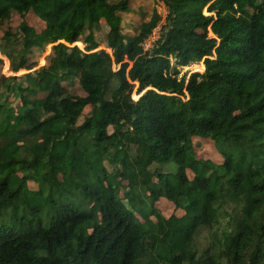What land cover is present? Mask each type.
Segmentation results:
<instances>
[{
	"label": "trees",
	"instance_id": "obj_1",
	"mask_svg": "<svg viewBox=\"0 0 264 264\" xmlns=\"http://www.w3.org/2000/svg\"><path fill=\"white\" fill-rule=\"evenodd\" d=\"M133 1L0 0V264H264V0Z\"/></svg>",
	"mask_w": 264,
	"mask_h": 264
},
{
	"label": "rangeland",
	"instance_id": "obj_2",
	"mask_svg": "<svg viewBox=\"0 0 264 264\" xmlns=\"http://www.w3.org/2000/svg\"><path fill=\"white\" fill-rule=\"evenodd\" d=\"M130 8H131L132 13L127 15V19L130 20L133 26H137L144 21H148L152 15L153 10H155L159 15V25L157 26L156 29L153 30L151 36L148 38V40L143 45L144 51L149 50L152 44L154 43V41H156L160 36L161 25L165 17L164 5L160 0H134L131 3ZM203 14L204 15L207 14L205 10L203 11ZM21 21H24L29 26H33L35 29H39L42 26V23L33 14H25L24 16H21V17L13 14L10 20V23H9V28L11 29V31H13V29H15ZM107 31H108L107 26L105 25V23L101 22V30L98 36L99 35L103 36L104 34L107 33ZM128 31L130 30L128 29ZM3 42L4 41H0V46L4 45ZM77 46L79 48H82V45L80 44H77ZM7 48H8V45H7ZM102 48L104 47L102 46V47H99L98 49H102ZM18 50H19L18 44H14V45L10 44L8 48V52L12 53L13 55H15ZM48 52H49V47H47L44 53H38V54L31 55V58H32L31 60L32 61L34 60L37 63L36 68L41 67L45 64L46 62L45 57L48 54ZM0 59L2 60V65L0 66V72L5 77H9V76L17 77V76H20L22 72H24L23 70H19L17 73L11 72L9 61L7 60V58L4 56L2 52H0ZM198 70L203 71L202 63L201 64H190L187 67L179 68L178 78L182 75H185L188 78L192 73L199 72ZM202 71L200 72L202 73ZM125 94H128L133 100H137L139 96H141V92H138V89H137V83L136 84L133 83L130 87H126L122 95H125ZM194 144H195V151H196L197 157L203 158V159H210V160H218V161L221 160L220 155L217 153L211 141L196 140L194 141ZM168 167H169V172L175 171V168L173 166H168ZM188 175L191 176L190 173H188ZM160 209L164 213L178 212V211H175L172 207H166L163 205L160 206ZM178 215H180V213H178Z\"/></svg>",
	"mask_w": 264,
	"mask_h": 264
},
{
	"label": "water",
	"instance_id": "obj_3",
	"mask_svg": "<svg viewBox=\"0 0 264 264\" xmlns=\"http://www.w3.org/2000/svg\"><path fill=\"white\" fill-rule=\"evenodd\" d=\"M149 90V89H148Z\"/></svg>",
	"mask_w": 264,
	"mask_h": 264
}]
</instances>
